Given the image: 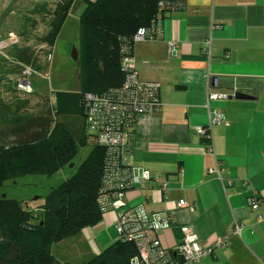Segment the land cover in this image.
Listing matches in <instances>:
<instances>
[{"label":"crops","instance_id":"obj_1","mask_svg":"<svg viewBox=\"0 0 264 264\" xmlns=\"http://www.w3.org/2000/svg\"><path fill=\"white\" fill-rule=\"evenodd\" d=\"M84 7L74 0L69 12L78 18ZM161 25L155 39L133 44L139 79L158 84L159 110L138 114L131 127V166L158 179L152 187L147 178L135 184L126 202L146 214L164 210L172 216L171 225L158 232L165 248H177L184 225L193 227L203 246H214L198 262L181 264H264V0H184L163 13ZM241 79L263 84L258 93L240 91L252 98L207 101V91L230 93ZM206 102L223 118L211 136L227 188L206 172L213 155L205 152L206 141L196 130L207 121ZM162 183L165 192L158 188ZM254 191L262 220L246 202ZM179 199L187 205H176ZM118 212L82 229L93 251L116 239ZM235 222L243 225L240 235L228 233Z\"/></svg>","mask_w":264,"mask_h":264},{"label":"trees","instance_id":"obj_2","mask_svg":"<svg viewBox=\"0 0 264 264\" xmlns=\"http://www.w3.org/2000/svg\"><path fill=\"white\" fill-rule=\"evenodd\" d=\"M73 1L54 2L49 29L42 36L49 46L55 41ZM82 1L85 7L79 16L81 47L76 59L79 66L77 90L54 91L50 98L55 118H44L38 125L39 131L28 133L17 142L0 144V264H73L56 257L54 244L98 224L109 211L115 210L108 204L102 212L99 205L104 173L107 175L116 168L124 172L128 158L131 161V141L125 147L110 146L99 142L96 134L85 127L82 98L86 92L111 95L122 85L125 78L121 64L123 49L126 46L133 50L136 31L150 27L156 20L160 0ZM13 48V57L18 63L31 70L39 69V66L32 68L34 57L27 47ZM231 83L218 81L225 86ZM262 84L261 79H241L237 88L258 93ZM73 113L82 116V123L71 132L65 118ZM17 119L22 121L26 117ZM88 139L94 144L89 154L78 163L72 161L80 148L88 144ZM62 168L67 170L66 178L52 187L43 201L35 199L32 206L3 193L5 184H17V179L24 174L50 177ZM130 187L123 188L125 196L134 186ZM110 193L118 194V190ZM117 209L123 211V208ZM256 210L260 213V204ZM137 254L131 241L116 239L79 264H134Z\"/></svg>","mask_w":264,"mask_h":264},{"label":"rangeland","instance_id":"obj_3","mask_svg":"<svg viewBox=\"0 0 264 264\" xmlns=\"http://www.w3.org/2000/svg\"><path fill=\"white\" fill-rule=\"evenodd\" d=\"M55 1L0 0V144L17 142L27 137L28 133L39 131L38 125L44 118H55L50 98L52 92L70 93L77 90L79 66L77 60L72 59L71 53L73 47L76 51L81 47L79 17L68 13L51 46L42 40L49 29L48 22ZM42 6L44 10L40 9ZM31 20L35 23L32 24ZM14 46L27 47L34 57L32 68L39 66L38 70H31L30 76L25 71V76L29 77L22 74L25 69L23 64L13 57ZM26 78H29V85H24L23 79ZM23 116L26 119L18 121L17 118ZM65 122L70 131L74 132L81 126L82 116L69 114ZM87 143L73 156L72 161L78 163L86 158L94 145L91 139ZM66 174L65 168L54 172L50 177L24 174L17 179V184H5L3 193L32 206L37 198L43 201L47 192L64 180ZM109 236L112 238V235ZM112 241L114 240L111 239L108 244ZM53 252L57 258L73 264H79L97 254L89 245L84 230L56 242Z\"/></svg>","mask_w":264,"mask_h":264},{"label":"built area","instance_id":"obj_4","mask_svg":"<svg viewBox=\"0 0 264 264\" xmlns=\"http://www.w3.org/2000/svg\"><path fill=\"white\" fill-rule=\"evenodd\" d=\"M213 1V0H212ZM184 0H160L159 9L156 13L155 21L150 27H140L133 35V41L153 38L155 39L161 33L162 15L167 10H172L183 6ZM210 39L205 40V47L209 53ZM174 41L169 42V47L174 46ZM121 64L125 71V78L122 85L116 88L111 95H97L86 92L82 101L84 104V124L85 127L93 131L98 137L99 142H104L110 146L125 147L131 141V127L135 118L140 113H152L159 110L158 84L155 82L142 81L138 77L135 67L133 50L123 49ZM28 75H31L30 67H24ZM25 76V77H29ZM29 78L23 79L24 85H29ZM237 91L236 85H233L230 93L225 92H206V99L227 98L233 96ZM53 93V92H52ZM51 93V95H52ZM208 117L205 124L196 127L197 132L206 141L205 152L213 155V165L206 168L209 175H216L227 188L229 180L225 181L221 175L223 170L220 162L214 155V147L211 136V128L215 124L223 122V118L216 110H209L206 102ZM122 168V167H121ZM114 176V177H113ZM145 178L149 179V187H152V181H157L155 174L148 176L145 171L135 172L128 158V166L124 172L116 168L104 173L102 187L99 194V205L104 212L108 204L111 209L123 211L116 213L114 228L116 239L131 241L137 249V257L133 260L134 264H181L182 262H198L202 257L211 254L214 246H203L198 239L197 233L191 225L182 226L183 236L175 250L165 248L158 240V232L169 227L173 221L172 216L164 211H153L146 214L141 209L128 205L125 200L123 188L142 183ZM154 186V185H153ZM130 187V188H131ZM158 188L166 191V184L162 183ZM118 190V194L110 193L112 190ZM126 190V189H125ZM118 196V197H117ZM248 205L255 210L259 209L260 199L256 197L255 191L246 199ZM178 206H186L184 199L176 202ZM257 220H262V213H257ZM242 224L235 222L228 233L240 235ZM227 234L219 246L226 245ZM115 239V240H116ZM178 258H180L178 260Z\"/></svg>","mask_w":264,"mask_h":264},{"label":"water","instance_id":"obj_5","mask_svg":"<svg viewBox=\"0 0 264 264\" xmlns=\"http://www.w3.org/2000/svg\"><path fill=\"white\" fill-rule=\"evenodd\" d=\"M71 57L73 60L77 59V51L76 49L73 47L72 49V53H71ZM215 80V78L213 77L212 81ZM234 97V98H238V99H243V98H252L253 96L250 94H246L240 91L235 92V94L233 96H229V98Z\"/></svg>","mask_w":264,"mask_h":264}]
</instances>
